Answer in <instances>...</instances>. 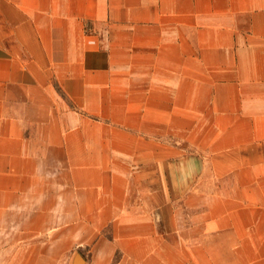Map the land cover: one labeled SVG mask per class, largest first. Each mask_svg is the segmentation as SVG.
Returning a JSON list of instances; mask_svg holds the SVG:
<instances>
[{"label":"crops","instance_id":"0c3cea01","mask_svg":"<svg viewBox=\"0 0 264 264\" xmlns=\"http://www.w3.org/2000/svg\"><path fill=\"white\" fill-rule=\"evenodd\" d=\"M177 135L264 165V0H0V244L65 182L164 175Z\"/></svg>","mask_w":264,"mask_h":264},{"label":"rangeland","instance_id":"374dc122","mask_svg":"<svg viewBox=\"0 0 264 264\" xmlns=\"http://www.w3.org/2000/svg\"><path fill=\"white\" fill-rule=\"evenodd\" d=\"M159 140L177 150L164 175L145 181L132 166L121 181L65 182L64 213L48 215L42 233L39 214L28 231L19 218L0 264H264V165H227L214 142Z\"/></svg>","mask_w":264,"mask_h":264}]
</instances>
